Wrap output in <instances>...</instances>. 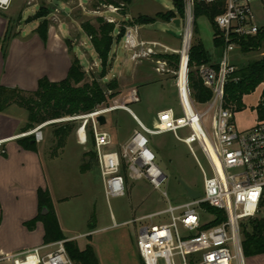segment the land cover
I'll use <instances>...</instances> for the list:
<instances>
[{
	"label": "rangeland",
	"instance_id": "obj_1",
	"mask_svg": "<svg viewBox=\"0 0 264 264\" xmlns=\"http://www.w3.org/2000/svg\"><path fill=\"white\" fill-rule=\"evenodd\" d=\"M173 7L172 0H130L129 3L118 1V5L104 4L102 0H12L6 9H0V13H3L9 22V35L18 34L19 28H22L24 33L28 25L38 26L45 19L47 30L50 28L51 31L57 32L68 47L71 57L79 59L85 72V81L95 78L102 85L115 81L116 88L107 91V101L96 109H112L103 113L106 123L100 127L111 135L115 147L121 151L123 148L120 140L125 136L132 137L134 129H139L136 120L134 121L125 111L128 110L127 107H130L138 119L149 128L155 127L156 112L162 108L172 106L177 111V115H181L175 86L176 76L173 72L177 69L174 63L170 64L163 57L170 55L169 52H165L166 47L179 49L182 45L185 28L183 19L180 20V25L176 26L172 20L164 22L161 16ZM252 8L257 23L264 26L262 2L253 3ZM40 10L43 16H38ZM98 17L114 24L112 33L114 37L123 28L136 27L139 40L146 42L144 46L135 49L140 55L132 57V52L121 40L114 41L106 67L102 68L90 39L82 28L83 23L97 27ZM144 18L152 20L141 23ZM213 34L214 26L207 15L197 14L192 42L201 41L205 49L217 58L220 51L213 46ZM150 42L157 44L153 46L149 44ZM7 45L0 44L1 54ZM149 48L151 52L147 53L146 49ZM262 50L263 48L246 53L237 50L232 58L235 64L240 65L261 58ZM3 61L2 58V63ZM157 68L161 71L159 72ZM104 72L107 74L102 78ZM111 93H113L112 97ZM258 97L259 88L244 97L245 108L234 113L237 127L246 128L255 122L256 114L251 110V106L256 104ZM14 107L17 110H13L15 112L13 117L18 122L17 120L20 121L25 117L26 111L17 105ZM198 109L203 111L205 106L198 104ZM210 116L211 113L203 117V123L207 127L210 125ZM71 117L74 116L42 123L41 131L44 139L40 144H45L50 154L61 151L58 156L43 158V181L46 187L42 189L48 190L50 194L65 239L46 241L43 229V235L37 246L73 240L80 249L91 244L100 264H142L136 246V235L140 227L166 223L169 221V216L138 218L163 210L169 205L175 206L190 201L178 182V177L203 192V176L199 164L209 171L208 162L196 144L192 145V149L197 160L187 146L170 132L148 137L147 147L154 153V163L166 174L167 179L155 188L145 177L132 180L128 177L125 194L107 199L95 164L91 125L87 124L86 127L87 142L79 144L77 133L82 139L84 138L81 125L85 119ZM13 123L10 120L8 123L0 124V131L10 129ZM67 123L73 125L72 131L63 146L57 147L53 130ZM32 129L26 132L20 131V135L26 136L28 135L26 133ZM86 152L88 154H85ZM81 164L83 170L80 168ZM23 202L26 206L25 211L32 214L22 223L24 229L14 224V218L3 215L4 225L0 228V245L4 248L20 249L41 236L43 227L41 217L46 215L47 209L45 206L37 207L35 214V201L32 202L26 197L25 202L20 197V201L16 203L17 207ZM35 216H37L35 223L28 225L27 222ZM255 216H264V197L263 204ZM245 228L250 230V222L246 223ZM12 254L2 253L0 256ZM0 264L12 263L11 260H2ZM245 264H264V260L261 256L245 258Z\"/></svg>",
	"mask_w": 264,
	"mask_h": 264
},
{
	"label": "built area",
	"instance_id": "obj_2",
	"mask_svg": "<svg viewBox=\"0 0 264 264\" xmlns=\"http://www.w3.org/2000/svg\"><path fill=\"white\" fill-rule=\"evenodd\" d=\"M11 1L0 0V9H6ZM258 1L264 7V0H183L185 28L182 45L179 49L165 48V52L179 56L177 70L173 72L181 115H177L172 107L161 109L156 113L154 128L145 126L133 116L140 130L134 132L129 144L121 151L112 149L110 134L96 121L98 115L112 109H95L83 116L71 117L85 119L82 124L85 139L77 135L80 144L87 142L86 127L91 125L97 169L107 199L125 194L123 164L127 178L145 177L155 188L167 179L154 163L155 156L147 147L148 137L170 132L187 146L195 158L192 145L196 144L208 162L209 171L198 163L203 176V192L199 198H190L189 202L169 205L138 218L169 216L166 223L140 227L136 246L144 264H245L241 223L256 215L264 197V120L248 129L238 128L234 120L236 112L223 107V95L225 84L236 69L232 57L241 39L253 37L264 29L257 23L252 8V4ZM197 2L215 4L221 9L213 17V24L223 42L219 58L214 63H203L197 67L198 76L212 92L207 102L199 104L205 106L203 111L192 99L188 81L189 50ZM188 31L189 41L185 48ZM121 41L134 58L140 55L135 49L146 44L139 40L137 28L132 26L126 27ZM149 44L154 46L157 43ZM146 50L151 52L150 48ZM262 52L264 55V47ZM183 58L185 73L181 76ZM157 70L161 71L160 68ZM209 113L210 125L207 127L203 117ZM42 126L37 125L26 134H32L34 140L40 142L43 139ZM207 206L222 211L223 219L214 223L217 215L208 211ZM2 260H11L12 264H76L69 258L64 241L36 246L20 254L3 255L0 256Z\"/></svg>",
	"mask_w": 264,
	"mask_h": 264
},
{
	"label": "trees",
	"instance_id": "obj_3",
	"mask_svg": "<svg viewBox=\"0 0 264 264\" xmlns=\"http://www.w3.org/2000/svg\"><path fill=\"white\" fill-rule=\"evenodd\" d=\"M118 1L129 3L130 0H102L104 4L118 5ZM173 9L161 14L164 22H170L172 19H182L184 17L183 0H172ZM40 15L43 16L41 10ZM38 12V14H39ZM221 12L215 4H206L197 2L194 7V16L197 14H205L213 24V17ZM1 14V13H0ZM28 20V19H27ZM151 18L142 19L141 23H148ZM214 26V24H213ZM114 24L106 21L101 17L97 18V27L89 23H83L82 28L89 37L90 42L96 52L102 68L106 67L108 57L114 41L121 40L125 29H121L116 37L112 35ZM195 30V29H194ZM9 22L6 30L0 39V44L7 45L9 41L16 35L8 34ZM47 22L45 19L35 28V32L39 35L43 42L47 40ZM213 46L220 51L223 44L218 37L214 26ZM264 47V29L257 35L248 38H242L239 43L238 51L246 53L255 51ZM220 55V54H219ZM167 61L175 64L177 69L179 56L170 54L163 56ZM216 58L212 52H208L201 41L191 42L189 50V71L188 81L191 89V96L194 102L204 104L212 95L211 90L206 87L198 76L197 67L203 63H214ZM236 69L227 80L224 87L223 107L231 109L233 112H239L245 108L243 97L253 93L258 86L261 85V93L257 103L251 107L255 110L258 121L264 120V55L261 58L249 60L240 65L235 64ZM107 72L102 74L105 77ZM113 84V85H112ZM116 88L115 81H111L102 85L98 80L93 78L91 81H85V72L77 57H73L67 75L59 81H51L43 76L38 79L37 87L34 90H23L17 87H6L0 85V112L8 106L14 104L24 109L27 113V122L21 127L22 132L32 129L36 125H40L49 120H55L66 116L82 115L92 112L107 101V91ZM113 96V93L110 94ZM56 124V123H51ZM73 125L63 124L53 130V136L56 139L57 147H62L66 138L72 131ZM33 135L23 136L17 140L18 144L24 149H35V141ZM95 164L97 166L96 154ZM85 154H88L87 152ZM83 170V164L80 166ZM122 173L126 180V166L122 165ZM38 207L47 209L46 215L42 216L44 239L52 241L57 239H65L53 208L50 195L46 189L39 188L37 191ZM263 204V199L260 207ZM207 210L217 215L214 223L223 219V212L207 206ZM38 216V215H37ZM35 216L27 222L33 225L37 220ZM39 217V216H38ZM247 222H250V230L245 228ZM242 239L241 248L245 258L261 256L264 259V216L250 217L241 223ZM66 252L71 260L76 264H99L95 250L91 244L85 245L80 249L73 240L64 242ZM142 264L143 261H142Z\"/></svg>",
	"mask_w": 264,
	"mask_h": 264
},
{
	"label": "crops",
	"instance_id": "obj_4",
	"mask_svg": "<svg viewBox=\"0 0 264 264\" xmlns=\"http://www.w3.org/2000/svg\"><path fill=\"white\" fill-rule=\"evenodd\" d=\"M23 19L24 17H22L21 20ZM7 23L8 20L4 17V14L1 13L0 39L2 38L6 30V27L8 25ZM36 27L37 25H28L24 33L22 32L23 29L19 28V33L17 32L18 34H16V36H14L9 41L6 49H4L3 51V54H1L2 51H0V85L11 88L17 87L23 90H34L37 87L38 79L43 76L47 77L51 81H59L66 77L72 60L71 53L68 50V47L66 46L65 42L62 41V37L57 32L51 31L50 28L47 31V40L46 42H43L39 35L35 32ZM2 58L4 59L3 63ZM257 88H259L260 97L261 85ZM14 106L15 105L12 104L5 110L0 112V124L8 123L10 120L14 122L13 126L10 129L0 131V228L2 227V225H4L3 215H7V217H10L12 219L14 218V224L18 225L21 228H23L22 223L26 219L31 217L32 214L25 211L26 206L24 202L20 207H17L16 203L20 201V197H22L23 201L25 202L26 197H29L32 202L35 201L36 214L38 207L37 191L39 188L46 187L43 181V158L46 156L52 158L61 154V151L59 153L50 154L45 144H40V142H37L34 139L33 140L35 141L36 145L35 149L33 150L24 149L18 144L17 140L23 136L20 135V128L24 125L25 122H27V113L23 119H21L20 121L17 120L18 122H16L14 120L15 118L13 117L15 114L13 110L17 109ZM127 108L128 110L125 111L132 117V119H135L133 116L138 119L131 108ZM256 122H258L257 115L256 120L252 125L240 129H248L252 127ZM135 123H137V121ZM134 130L136 131V129ZM138 130H140V127ZM130 138L132 137L125 136L120 140L122 148L126 147L129 144ZM111 140L112 149L119 150L117 147H115L112 137ZM130 179L132 180V178ZM4 212L6 214H4ZM42 231L43 227L41 230V236L36 238V240L34 239L31 244L22 246V248L20 249L4 248V246L0 245V254H20L33 247H36L39 243V239L43 235ZM93 231L95 230H92V232ZM255 257H250L249 259Z\"/></svg>",
	"mask_w": 264,
	"mask_h": 264
},
{
	"label": "water",
	"instance_id": "obj_5",
	"mask_svg": "<svg viewBox=\"0 0 264 264\" xmlns=\"http://www.w3.org/2000/svg\"><path fill=\"white\" fill-rule=\"evenodd\" d=\"M173 23L176 26L180 25V20L179 19H174ZM170 33H172L171 31H168ZM173 34V33H172ZM96 121L98 122V124L100 126L105 125L106 123V118L103 114H100L96 117ZM178 182L180 183V185L182 186V188L185 190L186 196H188L191 199H197L201 196L200 191H198L197 189L193 188L192 186H190L188 183H186L183 179H181L180 177H178Z\"/></svg>",
	"mask_w": 264,
	"mask_h": 264
},
{
	"label": "bare ground",
	"instance_id": "obj_6",
	"mask_svg": "<svg viewBox=\"0 0 264 264\" xmlns=\"http://www.w3.org/2000/svg\"><path fill=\"white\" fill-rule=\"evenodd\" d=\"M189 41V31L186 33V37H185V48L188 44ZM185 73V58H183L182 60V64H181V68H180V75L183 76ZM82 130H83V134H84V138L85 139V133H84V129H83V125H81ZM78 131V130H77ZM77 135L79 136V134L77 133ZM80 137V136H79ZM81 138V137H80ZM82 139V138H81Z\"/></svg>",
	"mask_w": 264,
	"mask_h": 264
}]
</instances>
